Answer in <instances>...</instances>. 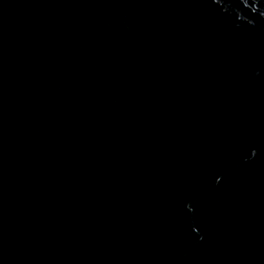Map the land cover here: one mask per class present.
<instances>
[{"label": "water", "instance_id": "95a60500", "mask_svg": "<svg viewBox=\"0 0 264 264\" xmlns=\"http://www.w3.org/2000/svg\"><path fill=\"white\" fill-rule=\"evenodd\" d=\"M0 264H264V0H0Z\"/></svg>", "mask_w": 264, "mask_h": 264}]
</instances>
